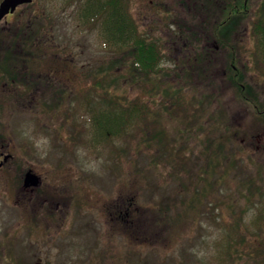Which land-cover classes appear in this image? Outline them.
Instances as JSON below:
<instances>
[{"label": "rangeland", "instance_id": "374dc122", "mask_svg": "<svg viewBox=\"0 0 264 264\" xmlns=\"http://www.w3.org/2000/svg\"><path fill=\"white\" fill-rule=\"evenodd\" d=\"M53 1L36 0L0 21V53L22 31L26 39L43 29L48 36L34 45L43 60L36 56L30 64L36 77L53 80L26 97L0 68V149L12 156L11 168L0 169V264H264V220L255 225L264 218V113L253 105L264 109V71L256 67L252 36L264 0L233 2L246 4L234 18L235 34L231 30L235 53L219 54L216 64L197 58L200 49L220 46L213 26L228 19L227 0L198 13L181 5L190 0L137 2L141 32L158 41L165 56L156 90L135 81L121 63L129 57L111 53L95 24L88 36L74 35L70 22L53 37L59 20ZM191 32L202 40L186 46L184 35ZM231 57L243 74L238 82L225 78L223 63ZM115 61L117 67L101 71ZM105 75L106 90L93 91L95 78ZM53 89L60 101L50 100ZM87 90L92 105L103 109L117 97L122 108L143 105L152 110L146 121L162 131L153 140L140 121L135 136L130 127L118 140L94 146L89 116L74 113L84 112ZM167 97L181 114L166 110ZM27 170L46 181L49 198L58 197L75 225L40 221L37 190L43 188L19 192ZM64 194L73 199L67 207ZM127 211L129 220L122 222L118 217Z\"/></svg>", "mask_w": 264, "mask_h": 264}, {"label": "trees", "instance_id": "16d2710c", "mask_svg": "<svg viewBox=\"0 0 264 264\" xmlns=\"http://www.w3.org/2000/svg\"><path fill=\"white\" fill-rule=\"evenodd\" d=\"M189 1V0H188ZM212 1L215 0H190L188 3L184 5L185 9H188V12L192 13H198L201 11L203 6H208ZM236 0H227V7L226 4H222V8H227L226 17L228 19H220L218 22H214V37L216 41L219 42L221 49L228 50L229 48H235L233 44L234 34H235V28L236 24L234 22V18H238L243 13L240 9L243 7H246L245 2L243 4H239L238 2L233 3ZM103 0H92L93 4V11H92V25L96 27V30L99 31L100 34V40L102 44H104L111 53L117 54V57L120 58V55H126L129 57L128 60H125L123 65L126 67V69H129V72L132 73L135 77V81L142 82L143 84H147L148 82L152 84V89L156 90V83H154V79L156 77H159L161 74L165 72V68L161 66L162 59L164 56V52L161 49V45L158 41L153 39L150 35H144L141 30L139 33H137L136 30L133 29V22L132 18H130L127 14L124 16V21L120 22L118 18V9L115 6L114 8H105L103 5ZM225 2V0H224ZM215 3V2H212ZM221 7V5H220ZM192 8V9H191ZM223 12V11H222ZM107 15V16H106ZM205 25H209V23H204ZM212 25V24H210ZM201 25H198L200 27ZM123 27V28H122ZM123 30L124 36H121L120 30ZM234 31V34L232 31ZM133 31H135V34L133 35ZM206 33V32H205ZM232 33V34H231ZM208 34V33H206ZM25 32L22 31L21 34L17 35L16 38L19 40L18 42H11L8 44L9 48L5 50V52L0 53V65L4 64L3 66H0V68L3 70L6 76H10V78H7L6 81L11 86L15 87H23L25 88L26 94H29L27 92L32 93L30 97H34V91L38 88V85L40 82L44 85L49 84L46 77L44 79H41V77H37L36 82L33 83H27L24 80H19V77L17 75V71L21 68V70L24 69V74L26 75L28 73H34V68L30 62L34 61L32 60L37 56V61H39V57L41 56V62H42V56L45 54L44 52L35 51L36 48H34L35 42L40 41L41 45V38H38L37 34L35 33L33 36H28V38L25 39L24 37ZM184 44L187 46L188 43H193L195 40H202L201 38L196 37L193 32L191 34H186ZM252 36L255 43V47L257 49L256 53H254L255 58L257 59V66L261 68L264 71V11L260 16L256 18L252 25ZM18 46L20 49L17 50ZM32 55V57L30 56ZM229 58V57H227ZM224 61L223 65L225 66V63L227 64V71L224 69L223 71H226L227 76L225 77L228 80H234L235 82H238V79H241L243 77V74L238 69H234L233 66V59L231 57L230 59ZM118 60V59H117ZM116 60V61H117ZM200 60V58L198 59ZM114 62L111 63L109 67L102 68V72H106V70H112L113 68L117 67V65L120 64V62ZM205 61V59L203 60ZM209 60H206L205 62H208ZM227 61V62H226ZM210 62V61H209ZM209 64H207L208 66ZM260 65V66H259ZM226 67V66H225ZM194 69H196L194 67ZM208 67L205 69V66L203 65L201 67L202 74L206 75L208 71ZM27 70V71H25ZM200 70V69H199ZM31 75V74H30ZM107 75H105L104 78L96 77L95 83L93 87V91L97 90H106L105 82H107ZM22 84V85H21ZM55 89L49 90V97L51 100V96L53 97L52 100L54 102L60 101L59 96L55 95L54 92ZM24 94V95H26ZM53 94V95H52ZM47 95V94H44ZM7 96V95H6ZM9 100H14L17 97L13 96H7ZM48 97V95H47ZM81 104L83 105L84 112H74L77 116L81 117L82 119L84 116L87 118L89 116L90 123L92 126V136H94L95 142L94 146L101 145L102 142H108L109 137L113 139H119L125 134L127 130H129L130 127L135 128V131L133 135L135 136L138 132V122H142L141 130L145 131L148 137H151V139H155V137L158 135L156 133H160L162 129L157 126L153 125L151 126L150 123H148L147 117L150 116L152 110L144 109L143 105L135 104L128 106L126 108L121 107V103L119 98L117 97L116 100L111 101V106L107 108H102L99 104L98 105H92L94 100L91 102V93L89 94V91L87 90L86 94L81 95ZM247 97V96H245ZM94 98V97H93ZM95 99V98H94ZM102 102L105 100L107 101V97L103 96L101 97ZM164 106L166 110L170 106L174 107L173 112H176L178 114H181V110L179 108H176V103H173L172 100L167 97L164 101ZM180 103V102H179ZM177 103V104H179ZM254 107L257 109H260L262 113H264V109L260 108L258 104H253ZM180 106V104H179ZM176 108V109H175ZM186 113L189 112V109H186ZM159 131V132H158ZM85 133L87 135L88 131L85 129ZM151 140H149L150 142ZM111 142V141H109ZM108 142V144H109ZM163 142H166V139L163 140ZM90 144L91 140H87L85 144ZM107 146L105 145L104 148ZM179 149H176V151ZM128 211L125 212V215L122 214L120 219L122 222L127 221L129 217ZM264 218H256L255 225L260 226L263 223ZM231 228V227H230ZM232 229V228H231ZM261 229V228H260ZM227 230V228H226ZM230 234H233V230L229 231ZM228 232V233H229ZM233 238V237H232ZM232 243L227 244V253L229 252L231 248ZM219 258V263H220ZM233 264V262H231Z\"/></svg>", "mask_w": 264, "mask_h": 264}, {"label": "flooded vegetation", "instance_id": "af4514ba", "mask_svg": "<svg viewBox=\"0 0 264 264\" xmlns=\"http://www.w3.org/2000/svg\"><path fill=\"white\" fill-rule=\"evenodd\" d=\"M103 1H104L103 5L105 8L107 7V8L112 9L115 6L117 7V9H118V11H117L118 15L117 16H118L120 22L124 21L125 14H127L130 18H132L133 29L136 30L137 33L140 32V26H139L140 13H139V10L137 8V2H140L141 0H103ZM150 1L153 4L154 0H150ZM156 1H157V3H160V2H163L166 0H156ZM184 1H187V0H184ZM35 2H36V0H34L30 4H26V5H22V6H26L25 9H29ZM186 3H188V2H186ZM186 3H182L181 5L184 6ZM53 4L56 5L55 9H56V12L58 13V18H59V20L55 22V26H54V32H57L58 34H57V36L52 35L53 37H58V38L61 37V35H63V33H60L62 31V28L65 29V27H68L70 25V22H72L71 27H72V30H74V35L85 34L86 36H88L86 33H89L92 29V26H91L92 25V23H91L92 22V11H93L92 0H54ZM22 6H20V7H22ZM156 6L158 7L157 9L161 8L159 6V4H156ZM19 8H17V10ZM156 13H158V14L161 13V10H158ZM10 15H13V14H9L7 17H9ZM42 27H43V24L41 23L39 29H42ZM31 28H33V27H31ZM122 28L120 30V34H121V36H124V32H123ZM41 32H40V30H38V32H36V34L39 38H41V35H43V37L48 36L43 31V29L41 30ZM43 32L45 35L43 34ZM134 34H135V31H133V35ZM214 44H215V42H214ZM228 50H231L230 53H235V48H229ZM188 51L189 50L187 49V52ZM199 51L203 52V53L199 52L200 53L199 58L202 57V60H204L206 58V60H209L210 63H214V64L219 62V60H220L219 54H221V53L226 54L228 52L224 49H221L220 46H216V45H214L212 47L206 46L204 49H200ZM199 58H197V60ZM230 62H231V58H230ZM69 66H73V65L70 64ZM64 69H65V67L64 68H58L57 70L63 71ZM25 71H27V70H25ZM20 73H21V78L23 77V75H26V73L24 74V69L21 70V68L17 71L18 77L20 76ZM26 77L28 79L23 77L22 80H24L27 83H33L36 75H35V73L32 72V73H28L26 75ZM37 77L38 78L41 77V74L37 75ZM37 77H36V79H37ZM30 78H31V80H29ZM41 79H44V78L41 77ZM47 80H48V83H50V81L53 82V80H50V78H47ZM38 85H42L41 82ZM54 94L58 95L57 92ZM38 96H39V94H38ZM26 97H30V94H27ZM9 162H12V156L9 154H6L5 152H3L0 149V169H3L4 166L6 165V168L9 170L11 168V166H9V164H10ZM24 179H25V174L23 176H21L22 185L19 188L20 193H23L24 191L29 192L32 190V187H34V186L26 187L24 184ZM45 184H46V181L42 180L40 178V183L37 186L38 189L43 188V190L40 193H39V190H37V196H38V199H40V201H39L40 206L37 209V215H38V213H40L39 217L42 219L40 221H42V222L47 221L46 223H51L52 225H54V224H57L58 221H60V220L61 221L68 220L69 226L75 225V222L73 221V219H71V218L68 219V211H66L64 209V207H61L60 202L59 203L57 202L58 197H56L53 200H51V198H49L48 195H50V194H48L49 193L48 190L45 189V187H46ZM62 197H63L62 202H63L64 206L67 207L68 206L67 204H71V202H72L71 196H67L64 194ZM51 201L53 204L55 203V206L57 205L56 209H53V210L51 209V205H50ZM56 210L61 211L59 216L56 213L57 212ZM51 211H54V212L52 213ZM64 211H66V212H64ZM73 222H74V224H73ZM45 225L48 227V224H45Z\"/></svg>", "mask_w": 264, "mask_h": 264}, {"label": "water", "instance_id": "95a60500", "mask_svg": "<svg viewBox=\"0 0 264 264\" xmlns=\"http://www.w3.org/2000/svg\"><path fill=\"white\" fill-rule=\"evenodd\" d=\"M34 0H2L0 3V21L5 19L7 15L15 13L16 9L21 5L32 3ZM39 177L32 171H28L25 175L24 184L26 187L38 186Z\"/></svg>", "mask_w": 264, "mask_h": 264}]
</instances>
